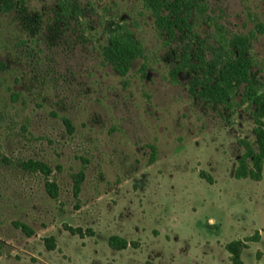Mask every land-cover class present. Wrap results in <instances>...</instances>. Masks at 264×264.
<instances>
[{
    "label": "rangeland",
    "instance_id": "1",
    "mask_svg": "<svg viewBox=\"0 0 264 264\" xmlns=\"http://www.w3.org/2000/svg\"><path fill=\"white\" fill-rule=\"evenodd\" d=\"M12 1L0 6V264H232L226 244L257 231L242 259L264 264V172L235 177L239 140L259 151L252 109L211 103L189 71L174 76L190 39H169L143 0H75L83 14L66 19L59 0ZM206 1L227 33L264 24V0ZM116 25L145 47L126 77L102 57ZM214 32L200 29L206 46ZM252 54L263 81L264 32ZM29 159L51 167L57 198L21 166ZM112 236L131 244L113 248Z\"/></svg>",
    "mask_w": 264,
    "mask_h": 264
},
{
    "label": "trees",
    "instance_id": "2",
    "mask_svg": "<svg viewBox=\"0 0 264 264\" xmlns=\"http://www.w3.org/2000/svg\"><path fill=\"white\" fill-rule=\"evenodd\" d=\"M0 1L1 8L6 12L15 7L12 0ZM24 3L22 0V5ZM143 3L150 11L157 27L164 31L169 39H174L177 34H183L190 39L184 46L180 62L173 70L174 76L181 71H189L193 75L191 92L211 103L228 107H232L234 103L241 107L248 104L251 107L259 151H256L248 140H239L245 151L239 158L235 177L261 181L264 172V80L255 78L256 61L252 54V43L259 33L264 32V24L258 23L254 29L246 33L230 34L209 15V4L206 0H143ZM57 6L58 13L63 19L83 14L81 6L75 0H59ZM205 25L215 28L213 35L215 43L212 46H206L201 38L200 29ZM194 44L197 45L196 48ZM144 55L143 43L127 26L116 25L109 31L102 57L121 77H126L133 62ZM238 96L240 99L236 101ZM64 121L68 129L73 131L71 121L68 118H64ZM20 164L28 171L44 174L47 178L48 192L57 198L58 187L54 181L49 180L52 169L48 164L34 159L21 161ZM200 175L214 183L209 174L201 172ZM81 181L82 177L78 175L76 179L78 191ZM17 225L28 235H33V230L26 224L17 222ZM69 230L74 234H83L81 229L69 227ZM260 240L261 235L257 231L227 243L225 247L232 264H246L242 259V252ZM109 243L116 249H124L131 244L120 236H112ZM260 257L261 252H258V258Z\"/></svg>",
    "mask_w": 264,
    "mask_h": 264
},
{
    "label": "crops",
    "instance_id": "3",
    "mask_svg": "<svg viewBox=\"0 0 264 264\" xmlns=\"http://www.w3.org/2000/svg\"><path fill=\"white\" fill-rule=\"evenodd\" d=\"M230 259V258H229Z\"/></svg>",
    "mask_w": 264,
    "mask_h": 264
}]
</instances>
